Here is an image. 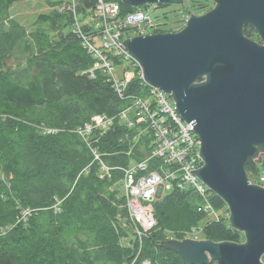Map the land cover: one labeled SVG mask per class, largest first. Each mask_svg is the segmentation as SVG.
<instances>
[{
	"label": "trees",
	"instance_id": "1",
	"mask_svg": "<svg viewBox=\"0 0 264 264\" xmlns=\"http://www.w3.org/2000/svg\"><path fill=\"white\" fill-rule=\"evenodd\" d=\"M21 1L26 0H0V228L15 226L0 234V264H130L140 248L141 260L151 264H191L163 244L171 237L183 240L185 232L201 226L205 240L245 243V235L231 227L228 209L220 221H208L198 211L193 191L176 189L155 202L157 226L140 244L120 195L121 171L113 170L110 179H101L100 163L79 133L94 116H116L130 101L116 94L103 73L94 78L87 73L95 60L75 31L71 10L39 16L50 36L42 29L29 32L10 18V9ZM115 1L122 18L150 7ZM75 2L83 32L99 35L93 22L86 20L88 14L95 17L97 0ZM191 7L210 10L214 2L192 1ZM244 31L261 42L253 27ZM166 32L177 30L156 31ZM140 86L134 80L128 93H140ZM35 108L44 109L43 119L27 116ZM125 132L117 120L110 131L92 141L111 167L130 163ZM247 172L257 183L264 172V157L262 163L250 161ZM212 201L218 210L226 207L216 194Z\"/></svg>",
	"mask_w": 264,
	"mask_h": 264
},
{
	"label": "water",
	"instance_id": "2",
	"mask_svg": "<svg viewBox=\"0 0 264 264\" xmlns=\"http://www.w3.org/2000/svg\"><path fill=\"white\" fill-rule=\"evenodd\" d=\"M178 32L124 41L145 82L170 94L202 142L205 165L192 171L227 205L231 227L245 243L170 239L163 245L191 264H264V187L253 184L250 161L264 155V0H212ZM126 5L184 0H123ZM253 27L261 42L245 35Z\"/></svg>",
	"mask_w": 264,
	"mask_h": 264
},
{
	"label": "built area",
	"instance_id": "3",
	"mask_svg": "<svg viewBox=\"0 0 264 264\" xmlns=\"http://www.w3.org/2000/svg\"><path fill=\"white\" fill-rule=\"evenodd\" d=\"M149 6V10L158 9L156 6ZM66 8L75 16V31L83 36L84 46L95 60L87 73L91 78L97 72L103 73L116 94L121 99L130 101L129 106L116 116H94L79 128V133L85 138L94 160L100 163L101 179H110L113 170L121 171L122 179L119 184L123 185L122 196L135 238L142 244L154 231L157 226L155 202L176 189L192 190L198 198V211L207 218L216 217L215 221H220L224 216H221L220 210L213 204L214 193L192 172L200 170L206 163L201 152L200 137L194 126L180 115L173 97L145 82L141 63L124 45L126 36L131 32H139V35L151 34L148 31L156 33L162 29V25L148 10L139 9L122 18L117 1L97 0L92 27L100 33L87 35L80 25L75 0L61 11ZM134 80L141 84V91L130 94L128 91ZM117 120L126 131L125 135L129 140L126 154L131 159L127 166L111 167L102 159L100 152L92 147V141L110 131ZM254 184L264 187V172ZM200 229L201 227H195L185 232L184 239L200 234ZM140 253L141 248L130 264H151L148 259L141 260Z\"/></svg>",
	"mask_w": 264,
	"mask_h": 264
},
{
	"label": "rangeland",
	"instance_id": "4",
	"mask_svg": "<svg viewBox=\"0 0 264 264\" xmlns=\"http://www.w3.org/2000/svg\"><path fill=\"white\" fill-rule=\"evenodd\" d=\"M70 1L71 0H26V1H21V2L15 3L12 6L8 15L10 16V18L17 20L20 24L24 25L29 32H35L38 29H42V30L46 31L47 33H49L50 36H52L53 34L51 32H49L48 26L39 22V16L40 15H47L53 11H60L61 9L68 7L66 3L70 2ZM192 1L193 2H201L202 0H184V2L182 4H171L167 7H159L156 10H153V8H151L150 10L149 9H146V10L149 11V13L151 14V16L154 19L158 20V22L162 25L161 28H163V29L174 28L178 32L185 27L186 22L188 21V19L190 18L191 15H197V16L203 15V14H205L204 12L206 10H209V8H207V9L200 10V11H195V10L193 11L192 7H191V9H189ZM77 3L79 4L78 1H77ZM88 15L86 17L87 22H88V19L91 20L92 22H94L95 17L92 16L90 19ZM78 18L83 19V17L80 15ZM148 33L153 34L154 32L148 31ZM138 35H139V32L138 33L131 32L128 36H130L129 38H132V37H135ZM128 36H126V40L128 39ZM44 115H45V111L43 108H35L32 111H30L29 113H27V116L33 121L43 119ZM263 157H264V155H263ZM263 157H262V159H263ZM119 188H120V195H122V189H123L122 183H121ZM227 209H228V207L226 205V207L223 210H220L221 216L226 215ZM154 215H155V208H154ZM215 219H216V217H210V218H208V221L215 220ZM14 228H15V226L11 227V225L6 226V228H0V234H2V233L7 234L9 231H11ZM201 229L203 232V228H201ZM201 229L199 230L200 234H196L190 239L205 240V238L201 232ZM167 235L169 236L170 234L167 233ZM0 237H2V236H0ZM168 240H170V239H168Z\"/></svg>",
	"mask_w": 264,
	"mask_h": 264
},
{
	"label": "bare ground",
	"instance_id": "5",
	"mask_svg": "<svg viewBox=\"0 0 264 264\" xmlns=\"http://www.w3.org/2000/svg\"><path fill=\"white\" fill-rule=\"evenodd\" d=\"M230 213V212H229ZM231 225V224H230ZM264 261V260H263ZM151 262V261H150Z\"/></svg>",
	"mask_w": 264,
	"mask_h": 264
},
{
	"label": "clouds",
	"instance_id": "6",
	"mask_svg": "<svg viewBox=\"0 0 264 264\" xmlns=\"http://www.w3.org/2000/svg\"><path fill=\"white\" fill-rule=\"evenodd\" d=\"M254 184V183H253ZM258 185V184H257Z\"/></svg>",
	"mask_w": 264,
	"mask_h": 264
}]
</instances>
